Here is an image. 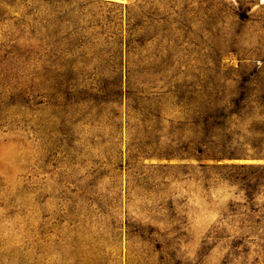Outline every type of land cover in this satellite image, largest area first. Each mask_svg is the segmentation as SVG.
Listing matches in <instances>:
<instances>
[{"label":"rangeland","instance_id":"obj_1","mask_svg":"<svg viewBox=\"0 0 264 264\" xmlns=\"http://www.w3.org/2000/svg\"><path fill=\"white\" fill-rule=\"evenodd\" d=\"M242 89H264L255 0H0V264H264L243 192L179 156L186 107ZM225 127L218 164H264L253 119Z\"/></svg>","mask_w":264,"mask_h":264},{"label":"trees","instance_id":"obj_2","mask_svg":"<svg viewBox=\"0 0 264 264\" xmlns=\"http://www.w3.org/2000/svg\"><path fill=\"white\" fill-rule=\"evenodd\" d=\"M131 83L137 85L133 78L128 77L127 86L129 87ZM120 90L121 85L118 84H109L108 87L99 89L100 96L95 103L103 107L114 103V94L118 95ZM205 96L222 99L226 94L223 91H215L205 92ZM229 97L231 99L226 105L208 103L199 107H186V114H188L186 126H189L193 135L191 140L186 141V149L179 156H186V160L195 159L203 172L217 170L218 181H226L228 185L236 186L243 192V202L230 205L229 212L232 216H239L237 219L240 231L245 235H255L256 243L264 245V206L255 203L258 194L264 190V164H218L224 158L236 156L234 153L225 152L221 144V138L226 133L225 126L231 118L253 119V123L259 125V129L251 132L261 141V146H264V89L261 91L242 89L230 93ZM146 105L148 106L144 108L146 116L143 121L158 120L157 105L152 103ZM256 154L264 158V152ZM164 156L170 157L175 154ZM209 161L213 164H208ZM210 179V175L205 176L206 182ZM208 184L205 183L206 187ZM244 239L245 237L239 238L233 241L232 245L242 244Z\"/></svg>","mask_w":264,"mask_h":264},{"label":"built area","instance_id":"obj_3","mask_svg":"<svg viewBox=\"0 0 264 264\" xmlns=\"http://www.w3.org/2000/svg\"><path fill=\"white\" fill-rule=\"evenodd\" d=\"M257 6L264 7V0H255Z\"/></svg>","mask_w":264,"mask_h":264}]
</instances>
